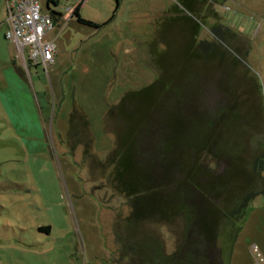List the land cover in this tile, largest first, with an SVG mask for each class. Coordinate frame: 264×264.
Instances as JSON below:
<instances>
[{"label":"rangeland","instance_id":"1","mask_svg":"<svg viewBox=\"0 0 264 264\" xmlns=\"http://www.w3.org/2000/svg\"><path fill=\"white\" fill-rule=\"evenodd\" d=\"M46 1L40 0L42 12L62 17L48 36L57 49L48 75L41 66L25 69L5 40L0 0V264H136L141 255L133 248L149 245L166 256L181 247L188 218L215 219L208 264H264L263 196L242 217L220 219L222 202L201 196V187L183 195L188 186L173 184L192 143L216 129L222 148L234 150L222 152L225 160L204 151L196 165L215 176L236 167L223 182L229 201L250 191L247 174L264 133V0H84L78 17L91 25L73 15L80 0H55L49 10ZM160 75L164 80L132 97L128 108L137 132L131 150L140 152L143 172L151 166L161 181L127 187L121 168L112 179L115 162L107 160L117 143L106 114ZM217 107L222 118L207 126ZM73 109L88 122L83 136L80 127L68 137ZM178 116L183 125L175 132L170 124ZM162 119L168 125L158 130ZM169 132L171 152L163 142ZM141 136L152 145L142 146ZM168 178L172 184H160ZM122 185L140 192L128 198ZM134 202L144 206L139 222Z\"/></svg>","mask_w":264,"mask_h":264},{"label":"trees","instance_id":"2","mask_svg":"<svg viewBox=\"0 0 264 264\" xmlns=\"http://www.w3.org/2000/svg\"><path fill=\"white\" fill-rule=\"evenodd\" d=\"M49 4L51 3L54 6H57V2L53 0H48ZM118 5L115 8V11L117 10ZM80 9V6L76 7L73 10V15L78 18V22L86 25H91L89 22H84L78 17V11ZM54 14V13H53ZM59 18L61 17L60 14H58ZM59 19L56 18L55 22H58ZM18 72L21 73V71L18 70ZM161 77L164 76L160 75L157 81L154 82L153 85L148 86L146 88L141 89L138 92L135 93H129L123 97L121 103L119 102L116 107L117 109L114 110V108L110 109L106 115H108V120H107V129L116 135V143H117V148L112 150L109 153V159L107 160L108 163L114 164L115 162V168L113 169V175L112 179H114V182L116 180V175L119 176L120 173V168L122 169L121 172L124 174V182L122 184L126 185L127 187L132 184H138L141 182H146L147 184L150 182H160V172L153 168L152 174L151 172V166L147 167V172H143L141 166H140V161L138 156L140 152H133L131 149L136 148L137 144L135 143V136H136V129L134 127L130 128V123H132V120H134V115L131 113L130 109L128 108L130 105V100L132 97L137 99L138 97H141L143 94H147V92L152 91L153 88H155L156 84L161 80ZM123 99H124V104H123ZM130 100V101H129ZM126 103V104H125ZM255 110V120L259 121L260 119V114L263 111L260 107L254 108ZM212 111H215V115L212 113L210 115V118L208 120L207 126L211 124L212 119L215 118V120H220L222 116L220 117L221 114L219 111L221 109L219 107L213 109ZM220 114V115H219ZM105 115V116H106ZM148 115V114H147ZM145 117V115H144ZM141 120V124H144L146 121L145 119ZM220 117V118H219ZM130 118V119H129ZM133 118V119H132ZM69 131H68V137H71L72 134L75 136L77 130L80 131V127L82 131H80L81 135L83 136L85 132L88 130V122L85 119V115L81 112H79L76 109H73L71 111V114L69 115ZM169 120V118L167 117ZM106 120V118H105ZM131 120V121H130ZM111 122V123H110ZM157 129L159 130L160 128L167 127L168 123L164 119L161 120L160 123H156ZM183 125L181 122V118L178 116L175 118V120L170 124L171 129L176 132V125ZM111 126V128H110ZM113 126V128H112ZM218 124H216V127ZM215 127V128H216ZM120 129V132L118 130ZM161 130V129H160ZM108 132V131H107ZM131 132L129 137L126 138V134ZM216 129L214 131H205V133H202V142L199 144L194 142L192 143V153L186 156H183L182 158V167L178 168V173L179 177L181 178H175L174 183L176 185H179L180 182H184L186 186H188V192L183 191V195L189 196L190 193V188L191 189H196L199 191L201 188L203 191L200 192L201 196L209 198L215 205L220 204L221 202L224 204L225 208L228 205H234V202L236 201H243L239 208L236 207V209L228 210L224 208V210L220 211L217 210L219 213V216L217 218L220 219H230L234 216H237V218L242 217L244 208L247 207V205L254 200L257 196L261 195L264 197V180H263V168H264V133H263V142L259 141V143L255 145L253 153L255 156V163L253 164L252 171L250 174H247V184L246 187L250 190L248 191V194L246 193L243 195L244 197L241 196V200L239 199L240 195L236 196L232 201H229L228 194L226 193V190L223 187V182L226 180L225 178L234 172L235 166L234 167H229V170L227 173L223 174L222 176H215L211 175L210 172H203L206 171L207 169L204 168V166H197L196 165V157H199L202 152L206 151L209 153H217L219 157L225 160V157L222 155V152H231V149L234 150L230 146V144H225L226 148H222V144L219 143V135ZM83 133V134H82ZM165 133V132H164ZM118 135L120 136V139L118 138ZM166 139L163 140L164 142V149L167 152H171V144L170 142L172 141L173 134L169 132L166 135ZM144 140L146 142H144ZM140 143L144 147H149V145H152L151 143L148 142L147 138L145 136H141ZM147 144V146H146ZM160 146V143H159ZM213 147V149H212ZM256 149L257 152L256 153ZM147 150V149H146ZM148 151V150H147ZM163 152L164 159L169 158L166 154ZM149 153V152H148ZM208 153V154H209ZM151 156V154H149ZM157 153H153L154 159L157 157ZM197 155V156H195ZM194 157V161H190V157ZM137 158V160H136ZM192 160V159H191ZM137 162L138 166L141 168L139 169H134L132 166L134 165L133 162ZM184 165V166H183ZM134 169V170H133ZM182 174V175H181ZM210 174V175H209ZM240 175L239 173H237ZM246 174L243 173V175H240V177L245 176ZM250 175V176H248ZM200 176V177H199ZM180 179V181H178ZM199 179L202 180L204 179V182H199ZM229 179H232L229 177ZM238 180H241L240 178H236ZM169 181V182H168ZM167 182V183H166ZM160 184H166L170 185L172 184V180L170 178L163 180ZM122 185L120 191L124 192V194L130 198L132 196H135L140 192V190H134L131 192H127V187ZM198 185V186H197ZM261 186V188H259ZM149 187V186H148ZM201 187V188H200ZM210 188V191L208 192L207 188ZM149 189H153L150 187ZM201 191V190H200ZM192 193V190H191ZM136 204V211L134 212V219H136V222H139L141 220L139 218L140 213L142 214V209L144 206H140L137 203ZM141 208H140V207ZM149 204H147V207ZM179 212L180 210L177 209ZM225 218H221V217ZM216 218V219H217ZM149 219V218H146ZM152 219V218H150ZM190 219V224L187 227V230L189 233H187V239L184 244H182L181 247L176 248V250L170 254L164 256L161 250H156L155 248L151 247L148 245L146 249H136L133 248V253L136 255V252L139 251L141 255V262L136 263V264H208L206 256L207 251L209 249L214 248V239H215V234H216V224L213 223L212 221H215L213 218H188ZM144 221V220H143ZM192 221V222H191ZM197 221V222H196ZM215 225V228L213 227ZM196 231V232H194ZM198 232V235H195ZM201 238L202 240H200ZM139 246V244H136ZM133 257V261H134ZM215 260V259H214ZM213 261V260H212Z\"/></svg>","mask_w":264,"mask_h":264},{"label":"built area","instance_id":"3","mask_svg":"<svg viewBox=\"0 0 264 264\" xmlns=\"http://www.w3.org/2000/svg\"><path fill=\"white\" fill-rule=\"evenodd\" d=\"M83 4L84 0H80L76 7ZM46 6H50L48 0ZM5 12V40L14 45L25 69L41 66L48 75L47 69L54 64L57 52L48 36L55 29L59 13L42 12L40 0H5Z\"/></svg>","mask_w":264,"mask_h":264},{"label":"crops","instance_id":"4","mask_svg":"<svg viewBox=\"0 0 264 264\" xmlns=\"http://www.w3.org/2000/svg\"><path fill=\"white\" fill-rule=\"evenodd\" d=\"M3 2H4V7H5V0H3ZM61 18H62V17H61ZM61 18H59V20H60Z\"/></svg>","mask_w":264,"mask_h":264},{"label":"water","instance_id":"5","mask_svg":"<svg viewBox=\"0 0 264 264\" xmlns=\"http://www.w3.org/2000/svg\"><path fill=\"white\" fill-rule=\"evenodd\" d=\"M46 9H47V10H49V7H48V6H46Z\"/></svg>","mask_w":264,"mask_h":264}]
</instances>
